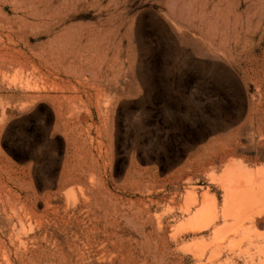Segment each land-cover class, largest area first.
<instances>
[{"label": "rangeland", "instance_id": "1", "mask_svg": "<svg viewBox=\"0 0 264 264\" xmlns=\"http://www.w3.org/2000/svg\"><path fill=\"white\" fill-rule=\"evenodd\" d=\"M263 199L264 0H0V264H264Z\"/></svg>", "mask_w": 264, "mask_h": 264}, {"label": "bare ground", "instance_id": "2", "mask_svg": "<svg viewBox=\"0 0 264 264\" xmlns=\"http://www.w3.org/2000/svg\"><path fill=\"white\" fill-rule=\"evenodd\" d=\"M237 172V171H236ZM229 173H230V171H229ZM233 174V173H232ZM230 175V174H229ZM227 176H228V174H227ZM231 177H232V175H230ZM230 178V177H229ZM233 178V177H232ZM229 192H230V190H228ZM253 191V190H252ZM236 192V191H235ZM251 192V191H250ZM257 192V191H256ZM260 192V191H259ZM263 193V192H262ZM241 194H243V193H241ZM239 196H240V194H238ZM244 195V194H243ZM246 195V194H245ZM254 196V195H253ZM241 197V196H240ZM242 198H244V199H241V201L242 202H247V200H249V198L248 197H243L242 196ZM236 199V197H235V194H234V191H231L228 195H227V202H228V204H229V207L228 208H230L231 210H235L234 212H236L237 210H241V209H243L245 206H243L242 204L243 203H241V205H239V206H235V200ZM206 200V199H205ZM264 200V199H263ZM209 202V201H208ZM226 202V201H225ZM239 202H240V200H239ZM253 202V201H252ZM208 204V203H207ZM247 204H249V203H247ZM250 204H251V202H250ZM252 204H255L254 202L252 203ZM238 205V204H237ZM244 205H246L245 203H244ZM233 206H235L236 208H234ZM248 206V205H247ZM249 206H251V205H249ZM209 207H210V205H205V210H204V212L203 213H200L199 215H197V216H195L193 219H191V223L195 226L194 228H199V229H201V228H203L204 226H207V222H208V220L210 219V216L206 213L207 211H208V209H209ZM247 208V207H246ZM227 210V209H226ZM201 211V210H200ZM245 211V210H244ZM251 211V210H250ZM233 212V213H234ZM243 212V211H242ZM196 214V213H195ZM212 214V213H211ZM245 214V213H244ZM228 215V214H227ZM215 218V217H214ZM214 218H212V219H214ZM214 221V220H213ZM211 222V221H210ZM213 223V222H212ZM215 223V222H214ZM206 224V225H205ZM208 224H209V222H208ZM199 231V230H198Z\"/></svg>", "mask_w": 264, "mask_h": 264}]
</instances>
